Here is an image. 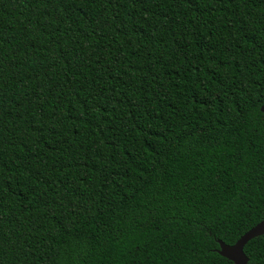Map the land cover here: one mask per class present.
Instances as JSON below:
<instances>
[{
    "label": "trees",
    "instance_id": "16d2710c",
    "mask_svg": "<svg viewBox=\"0 0 264 264\" xmlns=\"http://www.w3.org/2000/svg\"><path fill=\"white\" fill-rule=\"evenodd\" d=\"M263 105L264 0H0V264H234Z\"/></svg>",
    "mask_w": 264,
    "mask_h": 264
},
{
    "label": "water",
    "instance_id": "95a60500",
    "mask_svg": "<svg viewBox=\"0 0 264 264\" xmlns=\"http://www.w3.org/2000/svg\"><path fill=\"white\" fill-rule=\"evenodd\" d=\"M264 113V105L261 108ZM264 235V220L245 233L234 245H227L223 241H218L219 254L234 264H247L249 258L245 254V246L249 241Z\"/></svg>",
    "mask_w": 264,
    "mask_h": 264
}]
</instances>
